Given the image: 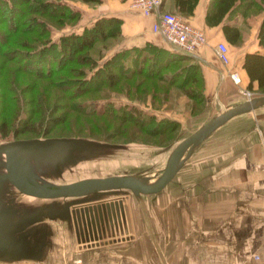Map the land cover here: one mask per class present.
<instances>
[{"label": "crops", "instance_id": "1", "mask_svg": "<svg viewBox=\"0 0 264 264\" xmlns=\"http://www.w3.org/2000/svg\"><path fill=\"white\" fill-rule=\"evenodd\" d=\"M128 1L99 0L94 6L74 1L83 14L75 26L79 29L96 15L115 16L120 19L122 37L114 49L148 41L181 53L151 30L155 13L140 14ZM207 1L196 0L184 18L205 35V43L187 55L197 64L203 109L215 112L243 100L241 89L246 88L247 77L240 66L242 55L263 47L257 43V22L240 29V17L222 15L206 23ZM159 9L175 11L172 0H162ZM222 23L239 28L237 43L226 40ZM217 41L226 45L227 64L214 53ZM229 70L237 72L238 84L230 81ZM251 83L254 89L255 82ZM193 103L180 91L169 103L144 106L141 111L182 125L200 116L193 112ZM72 142H63L56 149L31 142L11 145L13 174L21 183L40 190L108 175H131L146 184L156 183L155 173L139 176V169L105 170L118 161L114 156L98 157L93 166L95 157H82L83 174L70 180L42 178L44 171L58 173L64 164L73 165L78 160L72 156L73 149L90 150ZM162 149L155 156L164 161L167 154L162 157ZM2 159L0 156V264H264V103L229 116L184 148L167 180L154 192L108 181L53 198L15 197L4 191L9 181ZM113 190L119 194L94 196Z\"/></svg>", "mask_w": 264, "mask_h": 264}, {"label": "rangeland", "instance_id": "2", "mask_svg": "<svg viewBox=\"0 0 264 264\" xmlns=\"http://www.w3.org/2000/svg\"><path fill=\"white\" fill-rule=\"evenodd\" d=\"M74 1L78 0H61L64 6H59L56 2L51 4L53 6L46 7V9H54V11L63 10L60 15L53 17H41L37 14H34V16L32 15L33 13L26 15L25 24L32 26V28L35 25L32 24L30 17L41 18L42 26H45L44 29L48 30L47 34L42 33L37 36L34 31L23 32L20 30L8 36L4 46L0 45V80L6 81V85L2 84L4 88L0 86V117L9 118L6 120L9 125L5 128V135L0 136V142H11L15 146L26 145L29 142H31L30 144L40 143L56 149V146L62 145L63 142L74 140L75 143L72 142V144H76L75 146H81L80 148L82 149L90 148L89 151L73 149L74 155L72 156L78 160L73 165L72 162L64 164L63 170L58 173L49 174V172L45 171L42 173V178L47 177L56 182L70 180L81 174L80 164L85 160L82 157L87 155H91L90 157L92 158L95 157V159L91 158L94 160L91 163L92 166L97 163V160L100 159L98 157L101 156L118 158V161L115 164L112 163V166L106 165L105 170L107 171L119 173L130 171L131 169H139V176L150 173L159 175L166 158L164 161H162V158L157 159L155 152L163 148L162 157L165 154L168 157L177 141L224 108H220L215 112L211 110L205 112L203 101L201 103L193 101L192 110L196 113L195 115L200 113L198 118L195 117L182 125L175 124L171 130L163 133H149L146 129L140 128L139 122L141 119H144L143 126L145 127L154 120L150 118V122L147 125L146 119L150 116L148 112L143 111L145 114L137 116L128 112L126 107L133 104V106H137L141 110L144 106H159L163 102L169 103L173 96L177 93L179 94L180 91L168 86L169 96H166L167 93L159 96L160 91L162 92L161 89L164 88V83L158 79H145L140 74L124 79L119 77V73H117L114 81L117 78L118 81L111 84V81L107 80L111 75L106 77L105 69L98 70L99 75L88 78L93 69L99 66L98 64H100L102 59L107 57L111 50L118 47L117 45L121 38H116V43L106 48L105 51H102L104 49L102 48L103 43L97 42L91 49L86 50L85 56L78 57V53L70 51L62 52L61 56H58L59 54L56 50L60 34L79 32L83 27L90 25L95 17L99 16L96 15L91 21L88 20L87 23H83L77 29L75 23L77 24L83 18V14L79 11L77 5L73 3ZM233 2L235 12L230 10L227 14H221L220 17L222 15L231 18L235 16L238 19L240 17V29L245 28V25L250 27L255 22L259 23L264 17V0H253L246 12L236 9V0ZM96 3L85 4L94 6ZM128 3L131 8L130 0ZM30 5H33V2L30 1ZM167 10L175 12L171 9ZM88 11V9L83 10L84 13H88ZM69 14L74 17H66ZM3 18L5 22L8 21L10 14H3ZM11 22L14 21L11 20ZM37 26L39 29L42 27ZM119 35L122 37L120 24ZM113 40L109 39L111 43ZM237 41L234 43H237ZM37 45V48L41 47L42 51L35 55V47ZM54 56L56 59H52ZM34 59H36V62H34ZM176 64L177 61L173 62V65ZM97 69H100V66ZM143 82H145V85L140 87V83L143 84ZM156 85L161 86V89L154 87ZM193 86L198 89V80L193 83ZM132 90L134 91L132 92ZM241 90H245L248 93L247 95L242 91L243 100L257 94H264V92H259L255 87L254 89L245 88ZM151 91L155 92L151 93ZM132 93L136 97H133ZM138 103H142V105H137ZM202 111L204 112L203 114H201ZM121 112L122 116L127 115V118L136 124L131 121L120 122L119 115ZM124 112L126 113L125 115L123 114ZM21 126L25 127L22 131L20 130ZM11 127H14L16 133ZM0 156H3L1 151ZM0 165H2V162ZM0 169L3 168L0 166ZM4 191L15 197L39 199V197L18 191L10 183H7ZM114 192V190L103 191L96 193L94 196H117L119 194Z\"/></svg>", "mask_w": 264, "mask_h": 264}, {"label": "trees", "instance_id": "3", "mask_svg": "<svg viewBox=\"0 0 264 264\" xmlns=\"http://www.w3.org/2000/svg\"><path fill=\"white\" fill-rule=\"evenodd\" d=\"M30 1L33 2V5H30ZM81 1L85 3H96L99 0ZM195 1L196 0H172V3L175 12L179 14L183 20L189 22L184 17L191 13ZM233 1L234 0H208L204 13L205 22H214L220 18L221 14H227L230 10L234 11L233 8H235V5H233ZM56 2L59 6H64V3H62L61 0H0V42H2L0 45L4 46L8 40V36L20 30L23 32L34 31L37 33V36H40L42 33L47 34L48 30L46 28L44 29L45 26H42V19L34 18V14L40 15L41 17L60 15L63 10H58V12L54 11V9H46L47 6H53L51 4H55ZM252 3L253 0H236V9L238 8L241 12H246ZM227 9L229 10L227 11ZM7 13L10 14V19L5 22L3 14L5 15ZM28 13H33L32 15H34L30 17L32 24L35 25L34 28L25 24V20L27 19L26 15ZM12 14L13 16L11 17ZM241 15L243 14L241 13ZM66 17L73 18L74 16L69 14L66 15ZM11 20L14 22H11ZM119 24L120 19L115 16L99 15L92 20L90 25L83 27L79 32L60 34L58 37V48L56 50L59 54L58 56H61L62 52L65 51L78 53V57L85 56L86 50L91 49L97 42L103 43L102 48L104 49H102V51H105L106 48L116 43V38H121L119 35ZM37 25L42 26L43 28L41 27V29H39ZM220 29L229 43L237 41L240 32L237 26L222 23ZM113 38L115 39L113 40ZM256 38L257 43L262 45L263 50L244 52L240 66L247 77L245 87L247 89L251 88V82L254 81L256 85L255 88L259 92H264V17L257 26ZM109 39L113 40L112 43ZM37 47L38 45L35 47V55L42 51L41 47ZM182 53L183 52H174L162 45H157L148 41L139 46L132 45L128 47H120L109 52L108 56L103 58L100 64H98L100 69H97L99 66L95 67L90 75L87 76L88 78H93L95 75H99L97 72L98 70L105 69L106 74H109H105V76L109 77L111 75L107 80L111 81V84H114V82L118 81V78L114 81L117 73H119V77L124 79L131 78L135 74H140V76L145 77V79H158L164 83L163 89H161V86L159 85L154 86L162 90V92L160 91L159 96L163 95V93H167L166 96H169L168 86H170L172 88H177L189 99L201 103L202 94L200 93V89L193 86V83L196 80H199L197 64L190 60L189 55ZM52 59H56V57L54 56ZM183 59L185 61L190 60V62L186 64L183 62L181 63L180 61ZM176 61L177 64L173 65V62ZM34 62H36V59H34ZM144 83L145 82H143V84L140 83V87L145 85ZM2 84L6 85V81L3 79L0 80V86L3 87ZM135 89L137 90L136 86ZM133 91L134 90H132V92ZM154 92L155 91H151V93ZM134 96L135 94H133V97ZM122 108H124V106H122ZM126 108H128V112L133 115L139 116V114H145V112H142L137 106H133V104H130L129 107ZM123 114L125 115L126 113L124 112ZM148 114H150V116L146 119V124L148 125L150 118L154 121L145 127L143 126L144 119H141L139 124L140 128L146 129L149 133H163L171 130L173 126L177 124L167 118H156L155 115L150 112ZM119 116L120 122L131 121L127 118V115L122 116V112ZM8 119L9 118L7 117H0V136H4L6 133L5 128L9 125L8 121H6ZM23 126H21V131L25 128ZM11 128L14 132L16 131L14 130V127Z\"/></svg>", "mask_w": 264, "mask_h": 264}, {"label": "water", "instance_id": "4", "mask_svg": "<svg viewBox=\"0 0 264 264\" xmlns=\"http://www.w3.org/2000/svg\"><path fill=\"white\" fill-rule=\"evenodd\" d=\"M256 103H264V94H257L251 96L235 105L225 108L223 111L213 115L211 118L203 122L199 127L195 128L188 135L184 136L179 141H177L172 147L168 157L166 158L163 168L158 177L156 178V183L153 185L146 184L131 175H108L103 177L88 178L84 180L68 182L43 190L36 189L17 180L11 168V145H13V143L1 141L0 151L3 154L5 176L9 183L12 184L18 191L35 197H52L68 191H73L82 187L104 183L108 181H117L121 182V184H129L132 189L137 190L139 192H154L157 191L167 180L172 165L175 163L179 153L185 146L192 143L195 139L203 135L217 123L221 122L222 120L228 118L233 114L250 109Z\"/></svg>", "mask_w": 264, "mask_h": 264}, {"label": "built area", "instance_id": "5", "mask_svg": "<svg viewBox=\"0 0 264 264\" xmlns=\"http://www.w3.org/2000/svg\"><path fill=\"white\" fill-rule=\"evenodd\" d=\"M160 2L161 0H131L133 8L140 14H156L151 30L158 32L166 44L183 53L195 52L205 43L202 29L183 20L180 15L172 11L159 9ZM213 50L218 60L225 64L228 60L225 44L217 41ZM228 77L233 83L239 81L238 74L234 70L228 71ZM242 91L248 95L247 91Z\"/></svg>", "mask_w": 264, "mask_h": 264}, {"label": "bare ground", "instance_id": "6", "mask_svg": "<svg viewBox=\"0 0 264 264\" xmlns=\"http://www.w3.org/2000/svg\"><path fill=\"white\" fill-rule=\"evenodd\" d=\"M162 1V0H161ZM160 4H161V2H160ZM160 4H159V7H160ZM130 5L132 6V4H131V0H130ZM133 7V6H132ZM174 13H176V12H174ZM177 14V13H176ZM179 15V14H178ZM181 17V16H180ZM153 31V30H152ZM156 32V31H155ZM223 42V41H222ZM224 43V42H223ZM225 44V43H224ZM226 46V45H225ZM215 53V52H214ZM186 54H188V53H186ZM216 55V54H215ZM218 59V58H217ZM235 71V70H234ZM227 75H228V73H227ZM239 77V76H238ZM237 83H239V81L237 82ZM236 83V84H237ZM241 102V101H240ZM57 140H59V141H62V140H60V139H57ZM47 142H48V140H47ZM52 198H53V196H52ZM82 224V222L80 221L79 222V225H81ZM82 226V225H81Z\"/></svg>", "mask_w": 264, "mask_h": 264}]
</instances>
